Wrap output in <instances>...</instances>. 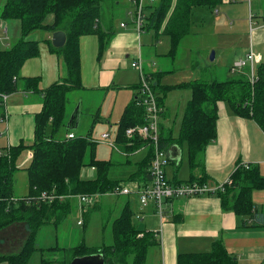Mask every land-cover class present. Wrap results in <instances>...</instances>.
<instances>
[{"label": "trees", "instance_id": "obj_1", "mask_svg": "<svg viewBox=\"0 0 264 264\" xmlns=\"http://www.w3.org/2000/svg\"><path fill=\"white\" fill-rule=\"evenodd\" d=\"M221 1L157 0L147 15L148 23L145 22L143 26L149 28L148 30L154 29L155 35H158L162 27L161 33L169 38L168 54L174 56L183 38L195 25L196 11L207 9L212 12ZM99 3L100 0H6L1 6V19L19 21L20 37L8 47H2L0 43V93L11 94L20 90L40 92L42 103L34 116L32 144L28 146L20 142L0 150V229L23 222L28 231L22 248L17 253L0 254V262L27 264L32 254L38 251L40 264H67L74 257L97 252L103 254L105 264H145L149 247L157 245V237L153 232L138 228L134 219L135 212L128 203L123 205L118 216L111 221L113 242L110 244L89 247L81 243L65 248L73 254L70 258L60 261L48 259L44 254L45 251L51 252L60 248H42L35 242L38 229L51 219H61L67 214L72 200L68 198L48 202L37 198L42 192L71 195L104 194L113 190L119 182L108 177L111 162L95 157L96 143L91 140L90 131L81 135L67 130V134L72 133L73 138L58 136L68 120L69 94L72 89L82 87L80 37L85 34L97 37L98 60L110 43L112 32L105 31L99 23ZM41 29L49 32L62 30L66 34L64 46L54 47L49 40L48 43L50 50L62 57L67 74L61 81L51 83L44 90L39 86V77L20 76L25 61L37 56L40 51V43L27 39V35ZM161 73L152 76L148 74L160 106L166 93L172 89L188 88L191 93L176 134L165 131L159 122V146L163 150L168 151L175 143H185L186 164L191 171L188 181H207L203 158L205 147L217 136L218 101H223L235 114L253 119L264 132V59L255 68L256 80L253 84L244 72H240L225 81L198 78L176 85H162L159 80ZM137 99L138 95L124 107L114 139L118 148L127 155L141 147H148L146 156L135 164V169L129 175L144 186L150 181L152 147L147 145L146 140H129L125 136L127 127L144 122V109L136 104ZM1 102L0 99V116ZM27 148L32 158L22 169L27 173L28 192L24 196H17L13 192L16 160ZM86 153L89 154L87 161ZM85 166L94 168V178H82L81 170ZM230 176V184L224 185L216 196L220 199L222 209L233 211L242 219L243 226H246L249 218L256 220V204L252 201V192L264 189V169L260 164L246 166L240 163ZM212 247V250L205 253H178L176 264H241L228 253L220 239L216 240ZM129 255L132 256L130 263L127 261Z\"/></svg>", "mask_w": 264, "mask_h": 264}, {"label": "crops", "instance_id": "obj_2", "mask_svg": "<svg viewBox=\"0 0 264 264\" xmlns=\"http://www.w3.org/2000/svg\"><path fill=\"white\" fill-rule=\"evenodd\" d=\"M5 1L0 0V11ZM138 1L140 0H100L99 23L105 31L112 32L110 43L98 60L97 37L92 34L80 37L82 87L78 88V93L73 92L75 89L70 92L68 119L75 106H79L71 125L75 123L78 112L80 115L77 125L73 129L65 126V131L60 137H65L67 130L76 133L74 128L86 125L85 118L90 122L91 115H95L97 121L108 120L115 112L117 118L114 124L118 127L124 107L138 95L140 72L132 67L131 63L139 56L144 73L152 76L162 72L159 77L162 85H176L202 78L204 70L209 74V80L214 78L224 81L236 75L229 70L231 62L245 57L250 46L261 54L262 60L264 59V0H222L215 9L217 11L198 9L195 25L183 38L174 56L168 54L167 40L152 34L151 30L146 31L144 26L139 31L135 28ZM156 2L157 0H143V24L152 4ZM0 29L7 47L20 37L18 20L4 21L0 17ZM52 33L41 29L27 35V39L40 43V51L37 56L28 58L20 70V76L39 77V86L43 90L51 83L61 81L67 74L62 57L50 50L48 40L51 43ZM165 49L167 51L159 52ZM212 50L214 58L210 60ZM246 70L247 68H244L242 72ZM92 94H99L100 99L90 97ZM108 96L112 105L109 110L104 109L108 111V115H105L102 108ZM190 97L188 88L172 89L166 93L160 118L165 131L174 134L178 132L185 104ZM41 99V93L34 91L20 90L9 94L7 118L3 119V109L0 116V150L20 142L28 146L32 144L34 116L41 108ZM217 106V136L205 147L203 158L208 185H216L230 179L231 173L240 163L260 164L262 167L264 164V132L258 124L249 117L235 114L223 101H218ZM113 147H118L115 139ZM145 147L148 149L147 146L141 148ZM29 152L27 148L22 154ZM23 160L20 154L16 160L14 183L18 171L24 170ZM168 160L171 167H165L166 177L173 183L187 182L191 171L186 162L184 168L183 150L178 144L175 143L168 149ZM138 161H135L131 168H123L121 172L126 177L118 178L117 181L132 182L133 179L129 175ZM20 177L23 179L22 175ZM124 196L128 197L124 204L128 203L134 212L140 210L136 194ZM132 198L131 202L129 199ZM252 201L256 204V220L249 218L246 226H243L242 219L233 211L222 209L220 199L216 195L168 200L164 205V222L159 235L155 233L159 221L154 210L148 208L139 219L147 223L143 229L137 226L143 231L153 232L157 237V245L149 247L145 264H176L178 253L208 252L219 239L239 263L264 264V189L254 190ZM27 232L23 222L0 229V254L17 253L27 238ZM0 264L7 262L1 261Z\"/></svg>", "mask_w": 264, "mask_h": 264}, {"label": "rangeland", "instance_id": "obj_3", "mask_svg": "<svg viewBox=\"0 0 264 264\" xmlns=\"http://www.w3.org/2000/svg\"><path fill=\"white\" fill-rule=\"evenodd\" d=\"M145 22L148 23V20H145ZM148 29L149 28L147 27L145 28L146 31ZM150 30L153 31L152 34H154V29ZM159 32H162V27ZM158 37L169 42V38H167V36L162 33L158 34ZM0 43L2 47H7L6 43L2 39V29H0ZM164 51L167 50H160L159 52ZM202 78H210L207 71L204 70ZM79 91L80 90L75 89L73 92L78 93ZM70 95L71 93L69 94V97ZM90 97L100 99L99 94H92ZM110 99L111 98L108 96L107 100L104 102L102 108L103 110H109L110 106L112 105V102L109 101ZM104 114L108 115V111L104 110ZM115 114L116 113L114 112L112 118L108 120L101 119L98 121L95 120V115H91L89 118L90 122H88V118H85L86 123L84 124L86 125H80V127L74 128L77 134H87L88 130L91 129L89 135L91 140L96 143L94 151L95 157L101 160L107 159L112 164L108 173V177L111 180H117L118 178L126 177V175L121 172V170L123 168H131L135 161L140 160L142 157L144 158L148 153L147 148L145 147L129 155H126V153L124 154L118 147H113V138L115 136L117 127V125L114 124L115 118H117L115 117ZM0 126L2 125L0 124ZM64 131L65 130H61L58 136L60 137ZM102 131L108 133L109 138L101 139L100 136ZM179 145L181 150H183V164L184 168H186V146L185 143ZM20 154L22 159H24L22 162V168H24L29 163L31 156L30 154H22V152ZM88 157L89 154L86 153V161L88 160ZM167 165L170 166L169 164ZM21 175L23 176V179H21ZM95 175V170H92L90 166L82 167V178L90 179L94 178ZM16 177L17 179L13 185V192L17 196H22L24 193H26L28 188L27 173L24 170H19ZM109 191L110 190L106 191L103 196L98 197L97 201L92 203L90 206L80 204L78 200L72 199L67 214L63 215L61 219H51L49 223L42 225L38 229L35 235V242L38 247L51 248V246H57L60 248L51 252L45 251L44 254L46 258L63 261L70 258L73 254L70 250L65 248H71L81 243H84L89 247H95L102 246L103 244L107 245L113 242L111 221L118 216L119 212L121 211L119 208L123 207V204L126 199H128V197L124 196L123 194L108 195ZM129 200L132 202L133 198ZM157 219L159 220V218ZM77 221H80L81 223L77 224ZM136 222L141 229H143L144 224L147 223L142 220H137ZM131 260L132 256L129 255L127 257V261L130 263ZM27 264H40V254L38 251H35L32 254Z\"/></svg>", "mask_w": 264, "mask_h": 264}, {"label": "built area", "instance_id": "obj_4", "mask_svg": "<svg viewBox=\"0 0 264 264\" xmlns=\"http://www.w3.org/2000/svg\"><path fill=\"white\" fill-rule=\"evenodd\" d=\"M151 2L153 0H150ZM143 0L138 1L136 6V18L134 19V25L137 31L143 27V11H142ZM217 11V10H215ZM123 26V24H121ZM250 50L247 52L245 57H239L231 62L230 72L233 74H240L244 68L247 70L244 72L248 77L251 84L256 80L255 68L261 63V54L254 49L249 47ZM140 56L131 63L132 67H135L140 72V83L138 88V99L136 104L144 109V122L143 124L130 125L125 129V136L129 140L134 138H139L147 141V145L152 147L153 156L150 162L149 168V179L150 181L146 185H141L138 180L133 179L132 182L119 181L118 185L111 191L108 195H133L136 194L138 197V208L139 211L135 212L134 219H141L144 215V211L148 208L154 210L155 216L159 218V227L156 229V234H161V226L163 217L165 214V203L168 200L175 198H189V197H203V195H217V192L223 189L224 185L230 184L232 181L230 179L219 183L216 185H208L205 182H199L197 180H192L188 182L172 183L167 177L165 172V167L168 164V151L163 150L159 146V133H160V117L163 108L158 103V95L152 88L150 78L148 74H145L142 70L140 64ZM9 94L0 93V99L3 109V119L7 118V99ZM2 119V120H3ZM66 138H73L72 133H68ZM107 133H102L101 138H107ZM1 154V152H0ZM28 154L31 153L29 152ZM32 158V156H31ZM248 166V163H244ZM92 170L94 168L90 166ZM264 169V164H263ZM106 192H104L105 194ZM99 193H76L71 194H56V193H46L42 192L37 198L42 200L53 201L59 200L63 201L68 198L76 199L80 204H85L90 206L92 203L97 201V198L104 195ZM80 221H77V224Z\"/></svg>", "mask_w": 264, "mask_h": 264}, {"label": "water", "instance_id": "obj_5", "mask_svg": "<svg viewBox=\"0 0 264 264\" xmlns=\"http://www.w3.org/2000/svg\"><path fill=\"white\" fill-rule=\"evenodd\" d=\"M66 40V34L62 30H55V32L52 33L51 36V43L54 47H62L65 45ZM214 58V50L211 51L210 54V60ZM78 104L73 109V113L71 114L70 118L68 119L66 126L73 129L78 123L80 112L77 114L76 121L73 125H71V122L73 120V117L78 110ZM67 264H105L104 256L102 253L97 252L93 254H86V255H79V257H74L70 260Z\"/></svg>", "mask_w": 264, "mask_h": 264}]
</instances>
